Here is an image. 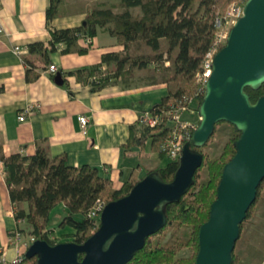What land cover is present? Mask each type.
<instances>
[{
	"label": "trees",
	"instance_id": "1",
	"mask_svg": "<svg viewBox=\"0 0 264 264\" xmlns=\"http://www.w3.org/2000/svg\"><path fill=\"white\" fill-rule=\"evenodd\" d=\"M236 1L244 3L245 0H117V3H111L107 7L94 5L86 11L81 25L50 28V39L46 44L33 42L28 49L32 53H39L46 61L49 53L56 51L59 45L63 46L62 53L75 51L83 54L88 48L78 45V40L92 39L99 30L106 31L114 37L118 49L104 52L97 64L82 66L64 75L74 76L83 84L89 85L92 91L99 90L110 82L125 86L166 83L168 95L154 104L149 110L151 113L168 110L182 97L193 98L189 108L197 111L203 93H198L200 85L196 83L195 75L201 69L204 55L215 40L216 19L223 20L227 7ZM61 2L62 0H51L46 10L48 23L58 14ZM114 8H119L120 11L114 12ZM160 38L167 42L165 58L169 60L168 66L163 64L161 53L153 56L128 55L132 44L136 42H143L157 51ZM25 62L30 63L27 60ZM153 63L158 65L150 69L149 66ZM137 70L146 71L141 77L142 83L140 79L134 78ZM124 71L126 78L120 77ZM245 90L250 94L251 101L255 102L264 94V85L258 90L249 87ZM198 121L199 117L197 123ZM225 123L229 125V137L220 153L210 157L203 148L211 143L214 134ZM129 128L127 147H142L148 139L158 142L167 132L166 127L145 126L139 120ZM214 134L204 146L196 148L203 154L202 164L196 170L194 183L187 193L178 202L166 206V225L148 236L143 248L126 264H194L199 247V228L209 217L210 205L216 198L223 167L235 153L234 141L240 132L233 125L220 121L215 124ZM0 161L15 218L24 219L32 227L29 233L35 240H46L51 245L59 242H84L99 225V219L97 221L88 215L94 202L101 199L108 203L125 196L142 178L132 177L120 187L112 188L109 178L103 176L98 167L86 164L71 166L64 155L50 157L47 148L39 142L33 155L13 153L4 156L0 153ZM178 167L179 161H169L164 167L148 172L158 171L165 181H171ZM263 184L264 179L257 188L254 203L240 224V232L253 211ZM59 203H64L67 213L57 228H48L50 211ZM65 226L72 227L74 233L56 236V229ZM29 245L30 243L27 248ZM183 248L190 250L188 256L179 255ZM20 257L18 262L10 264H37L35 256L29 258L23 252ZM237 262L238 258L233 250L232 264ZM0 264H3L1 254Z\"/></svg>",
	"mask_w": 264,
	"mask_h": 264
},
{
	"label": "crops",
	"instance_id": "2",
	"mask_svg": "<svg viewBox=\"0 0 264 264\" xmlns=\"http://www.w3.org/2000/svg\"><path fill=\"white\" fill-rule=\"evenodd\" d=\"M82 1L68 0L65 4L62 0L58 14L48 23L46 10L51 0H2L0 18L4 33L0 34V153L4 156L13 153L33 155L39 142L47 148L50 157L64 155L71 166L86 164L98 167L100 173L109 178L112 188H118L132 177L141 178L149 170L163 166L156 163L163 157L159 141L148 139L142 147H127L126 143L130 137V125L138 120L140 114L149 111L168 95V85L125 86L110 82L92 91L89 85L74 76L64 75L70 70L97 64L104 52L118 49L114 37L103 30H99L87 45L82 39L78 40V45L88 48L83 54L75 51L62 53L63 46L59 45L56 51L49 53L46 61L39 53L29 51V44H46L49 41L50 28L81 25L88 10L87 7L83 9ZM161 40L164 38H160L159 43ZM138 44L143 45L148 50L146 52H154L145 43L136 42L128 55L131 56V50ZM16 45L21 48V53L14 52ZM25 60L30 63L26 64ZM49 64L57 67L55 73L48 71ZM57 72L61 73L63 84L55 82ZM120 77H127L125 71ZM27 106H32V111L20 121L18 117ZM80 115L89 118L85 134L80 129ZM135 149L139 150V158L145 160L144 169L140 165L132 168L127 162ZM4 176L2 164L0 254L9 262L27 250L25 242L32 227L24 219L15 218ZM52 213L50 211L49 217ZM15 232L22 236L24 243L10 240ZM72 233L74 229L70 226L55 231L56 236Z\"/></svg>",
	"mask_w": 264,
	"mask_h": 264
},
{
	"label": "water",
	"instance_id": "3",
	"mask_svg": "<svg viewBox=\"0 0 264 264\" xmlns=\"http://www.w3.org/2000/svg\"><path fill=\"white\" fill-rule=\"evenodd\" d=\"M63 84L60 72L54 76ZM264 84V0H245L243 13L231 26L226 43L212 60V72L198 105L199 121L182 148L171 181L148 172L128 194L105 204L97 229L82 243L34 240L25 251L37 264H126L148 236L168 220L166 206L178 202L194 183L204 146L215 124L223 121L240 132L235 153L224 165L209 217L198 232L194 264H232L233 250L264 179V94L255 102L245 90Z\"/></svg>",
	"mask_w": 264,
	"mask_h": 264
},
{
	"label": "built area",
	"instance_id": "4",
	"mask_svg": "<svg viewBox=\"0 0 264 264\" xmlns=\"http://www.w3.org/2000/svg\"><path fill=\"white\" fill-rule=\"evenodd\" d=\"M2 6V0H0V11ZM243 13V2H232L226 9L224 19L217 18L215 25L217 27V33L215 35V40L209 50L205 53L202 60L201 69L195 75V81L200 85L198 93H204V86L212 72V60L217 51L226 43L229 30L235 21ZM4 33V27L0 18V34ZM84 45L89 44L90 38H83ZM14 52L21 53V48L16 45L14 46ZM105 67H102L104 70ZM48 71L55 73L57 67L54 64L48 66ZM97 81V78H93ZM264 85V84H263ZM193 103V98L182 97L177 100L176 103L172 104L168 110H163L156 113H151L150 111L144 112L138 116V120L141 124L150 127L163 126L167 128L165 136L159 141V150L160 153L168 157L170 161H179L182 154V148L184 144L191 140L192 133L197 126V122L186 121L182 119V114L188 112L191 109L190 105ZM32 111V106H27L19 115L18 119L23 121L25 119V114ZM78 121L80 124V129L83 134L86 133V126L88 124L89 118L86 115L78 116ZM0 166L2 162L0 161ZM105 202L101 199H97L93 206L89 209L88 215L90 218H94L98 221L100 218L101 212L105 206ZM22 236L15 232L10 240L19 243L22 242ZM34 237L30 236L25 242L31 244L34 241ZM24 243V242H22ZM21 259L18 255L13 260L7 262L2 258L3 264L16 263Z\"/></svg>",
	"mask_w": 264,
	"mask_h": 264
},
{
	"label": "rangeland",
	"instance_id": "5",
	"mask_svg": "<svg viewBox=\"0 0 264 264\" xmlns=\"http://www.w3.org/2000/svg\"><path fill=\"white\" fill-rule=\"evenodd\" d=\"M65 4L68 0H64ZM237 2V1H236ZM117 3V0H83L81 2V6L84 8H92L94 5H101L103 7H107L110 4ZM111 6V5H110ZM69 7V6H68ZM70 7H72L70 5ZM114 12H119V8H114ZM137 11V10H135ZM130 50V49H129ZM148 51L145 47L141 44H138L137 47L131 50V56H153L157 53L163 54V64L165 66L169 65V60L165 57L167 56V42L166 40L160 41V47L158 51ZM130 52V51H129ZM146 52V53H145ZM130 54V53H129ZM130 56V55H129ZM168 62H167V61ZM166 61V64H165ZM158 64L153 63L149 67L150 69L156 67ZM145 70H137L134 78L140 79V83L143 82L141 77L145 75ZM126 78V77H125ZM198 112L195 110H190L188 112H184L182 114V119L186 121L197 122L198 119ZM229 130V125L222 124L220 129L214 134V137L211 143L203 148L205 153H208L210 157H214L216 154H219L224 143L228 139L227 131ZM132 152L130 156H128L127 162L131 165V167H138L140 165L143 166L144 169L145 160L140 159L138 156V149ZM170 160L168 157L163 156L160 160L156 163L158 165H163L164 167L166 163ZM144 173V170H141ZM127 172L125 173L126 176ZM127 177V176H126ZM53 211L52 215L49 217L48 225L50 227L57 228V225L61 221V219L66 215L65 205L57 204L55 205L51 212ZM79 217V216H76ZM235 253L238 258V262L236 264H264V184L261 189L260 196L258 197L253 211L251 215L246 219L242 226V230L240 232L239 239L235 244ZM190 254V250L188 248H183L179 255L181 256H188Z\"/></svg>",
	"mask_w": 264,
	"mask_h": 264
}]
</instances>
